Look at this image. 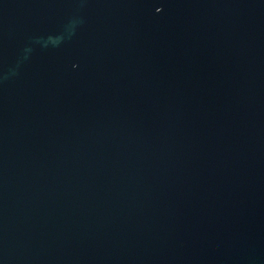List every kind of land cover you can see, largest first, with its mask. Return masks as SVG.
I'll use <instances>...</instances> for the list:
<instances>
[{"label":"water","instance_id":"obj_1","mask_svg":"<svg viewBox=\"0 0 264 264\" xmlns=\"http://www.w3.org/2000/svg\"><path fill=\"white\" fill-rule=\"evenodd\" d=\"M0 264H264V0H0Z\"/></svg>","mask_w":264,"mask_h":264}]
</instances>
